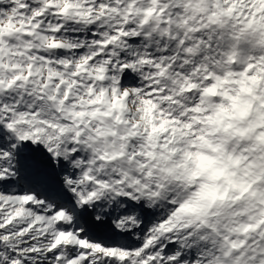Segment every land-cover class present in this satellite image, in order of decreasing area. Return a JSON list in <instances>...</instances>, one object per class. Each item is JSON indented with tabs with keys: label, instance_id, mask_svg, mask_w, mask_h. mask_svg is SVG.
<instances>
[{
	"label": "snow or ice",
	"instance_id": "1",
	"mask_svg": "<svg viewBox=\"0 0 264 264\" xmlns=\"http://www.w3.org/2000/svg\"><path fill=\"white\" fill-rule=\"evenodd\" d=\"M0 264H264V0H0Z\"/></svg>",
	"mask_w": 264,
	"mask_h": 264
}]
</instances>
